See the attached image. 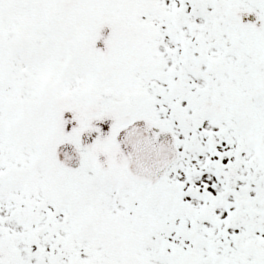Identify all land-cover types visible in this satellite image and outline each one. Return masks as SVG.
Segmentation results:
<instances>
[{"label": "snow or ice", "instance_id": "1", "mask_svg": "<svg viewBox=\"0 0 264 264\" xmlns=\"http://www.w3.org/2000/svg\"><path fill=\"white\" fill-rule=\"evenodd\" d=\"M0 264H264V0H0Z\"/></svg>", "mask_w": 264, "mask_h": 264}]
</instances>
